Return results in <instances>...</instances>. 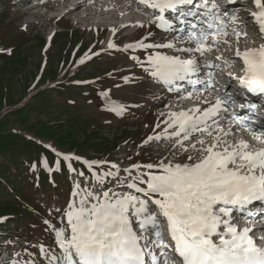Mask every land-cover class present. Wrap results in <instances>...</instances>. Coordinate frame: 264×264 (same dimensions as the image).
I'll list each match as a JSON object with an SVG mask.
<instances>
[{
	"label": "rangeland",
	"instance_id": "obj_1",
	"mask_svg": "<svg viewBox=\"0 0 264 264\" xmlns=\"http://www.w3.org/2000/svg\"><path fill=\"white\" fill-rule=\"evenodd\" d=\"M21 1L0 0V255L4 252L0 264H48L40 246L59 251L51 226H65L63 213L73 200L74 185L94 192H127V181L118 182L127 177L124 169L133 164L155 165L161 160L184 163L189 162V154L197 157L194 149L187 153L174 149L175 137L145 141L164 132L169 111H187L200 101L184 99L181 92L178 95H183L181 102L185 104L180 103L174 90L162 86L145 70L150 54H182L172 49L141 48L137 42L187 45L175 39L180 36L176 32L158 35L155 24H144L148 20L141 12L144 5L130 3L132 7L125 6L124 10L116 6L115 16L109 11L102 18L83 19L81 9L63 16L69 5H55V0L46 1V7L58 6L51 11L31 8L38 2ZM244 5L249 12H242L241 6L235 8L232 15L237 21L230 20V33L233 28L239 31L238 21L258 27L255 22L252 25L253 17L249 18L256 11L253 0H246ZM125 12H129L127 16L117 18ZM61 15L64 18L57 19ZM109 19L128 25L114 26L107 23ZM227 39L228 45L221 42L201 61L206 59L214 65L217 55L220 61L230 60L237 47L245 50L264 43L244 38L237 42L234 35ZM109 42L115 47L109 48ZM238 63L234 60L235 65ZM223 128L228 130L229 126ZM234 133L229 141L237 140ZM199 139L210 142L209 137L199 134L190 142ZM184 143L187 147L189 141ZM31 145L47 149L52 158L41 154L40 149L33 151ZM57 156H63L65 166H53L60 162ZM94 161L98 163L91 168L85 163ZM113 164L119 168L118 175L98 183L93 174L103 177L107 171L116 172ZM67 165L70 167L66 169ZM68 169L73 172L69 176Z\"/></svg>",
	"mask_w": 264,
	"mask_h": 264
},
{
	"label": "snow or ice",
	"instance_id": "obj_2",
	"mask_svg": "<svg viewBox=\"0 0 264 264\" xmlns=\"http://www.w3.org/2000/svg\"><path fill=\"white\" fill-rule=\"evenodd\" d=\"M137 2L152 10L150 24L164 32L183 33L175 39L187 45L177 46L175 41L137 42L136 46L141 48L172 49L182 54H150L145 70L152 78L168 85L170 91H178L174 87L177 81L201 85L182 98L194 97L207 105L194 106L187 111H169L164 132L148 137L145 143L160 140L162 136L175 137L174 149L185 153L194 149L198 155L194 158L189 154V162L184 163L161 160L155 165L133 164L124 169L128 175L118 182L127 181V192H94L74 185L73 200L63 213L65 226H51L59 251L50 252L42 245L40 251L46 255L48 264H264V247L257 246L250 235L252 228H240L233 222L237 218L234 213L239 214L240 220H246L255 215L249 205L257 201L264 203V130H255L247 123L249 117L229 112L231 97L227 93L224 96L216 93L211 72L204 79L199 78L203 69L220 67L206 59L202 62L200 58L221 42L228 45L230 35L238 42L241 33L235 28L228 32L215 5H210L208 0L197 4L196 10L186 9L194 0ZM253 3L256 11L250 15L264 35V0H253ZM169 12L174 15L167 17ZM229 19L234 21L236 17ZM176 24L186 25V28L177 29ZM108 47L115 45L109 42ZM234 55L242 62V69L239 74L229 73L230 78L237 82L239 89L264 96V43L243 51L237 47ZM215 59L220 60L221 56ZM223 63L232 62L224 60ZM205 92L214 96V101L207 99ZM223 113L231 117L230 124L243 128L261 147L253 149L243 139L229 141L231 128L225 130L220 126ZM195 134L209 137L210 142L199 139L191 143L190 138ZM185 141H189L187 147ZM85 163L91 168L98 162ZM111 167L116 172L107 171L103 177L94 173V179L102 184L104 177L117 176L119 168L115 164ZM141 168L148 171L143 172ZM132 169L136 170L135 176Z\"/></svg>",
	"mask_w": 264,
	"mask_h": 264
},
{
	"label": "bare ground",
	"instance_id": "obj_3",
	"mask_svg": "<svg viewBox=\"0 0 264 264\" xmlns=\"http://www.w3.org/2000/svg\"><path fill=\"white\" fill-rule=\"evenodd\" d=\"M58 4H59V2L61 3V4H65L67 1L66 0H55ZM114 1V2H113ZM122 1L123 0H120V2H116V0H97V2H100L99 4H96V3H91L92 1H90V0H82V1H80V2H78V3H76L74 6L72 5L71 7H69V9H65L64 10V14H63V16L64 15H66V14H69V13H77L80 9H83V8H87L88 7V9L86 10V15L83 17V19H85L87 16H92V17H101L102 18V16H104V14L106 13V12H109V11H111V10H113L116 6H118V8L119 9H122V8H124L125 6L127 7L128 5L129 6H131L130 5V3L131 4H133V5H138V7H141V4H139L138 2H137V0H127L126 2L125 1H123L124 3H122ZM222 1H230V2H232V11L230 12V14L232 15V13L236 10V9H238L240 6H242V5H244V3L246 2V0H222ZM57 4V5H58ZM132 7V6H131ZM31 8H33V9H36V10H41L42 8H40V6L38 5V6H32ZM30 8V9H31ZM128 8V7H127ZM126 8V9H127ZM135 8V7H134ZM236 8V9H235ZM253 8H255L254 6H253ZM118 9V10H119ZM129 9V8H128ZM127 9V10H128ZM122 10H124V9H122ZM126 10V11H127ZM135 10V9H134ZM115 11H116V9H115ZM131 11H133V8L131 9ZM152 11V10H151ZM119 12V11H118ZM122 12V11H121ZM229 12V11H228ZM227 12V13H228ZM242 12H249V11H246L244 8H243V11ZM112 13V12H111ZM127 13H129V12H125L124 14H122V15H119L117 18L119 19V17L121 18V16L123 17L124 15H126ZM138 13V12H137ZM143 13H144V11H143ZM88 14V15H87ZM245 16H246V21L248 20V14L247 13H245L244 14ZM62 16V15H61ZM62 16V17H63ZM81 17V16H80ZM135 17V16H134ZM109 18H111V17H109ZM135 21V20H134ZM136 21H138V20H136ZM80 22V18H79V20L75 23V24H78ZM100 22V21H99ZM104 24V23H103ZM106 24V23H105ZM130 24V23H129ZM113 25V24H112ZM126 25H128V23L127 24H122L121 26H126ZM112 27H114V26H112ZM174 32H176V34H178L177 32L178 31H174ZM227 51V50H226ZM241 51H243V50H241ZM37 54V53H36ZM238 58L237 57H235V55L234 56H231V58H230V61H232V60H237ZM223 62L222 61H220L218 64L220 65V67L219 68H222L223 67V65H221ZM241 64H242V62H241ZM235 64H233V66H234ZM240 65H235V67H232V65L230 66V68L232 69V73H234V71H235V68H238ZM212 69H213V67L211 68V69H208V68H205L204 69V71H209V72H211L212 71ZM201 72H203V70L201 71ZM202 73H199V76L201 75ZM193 78H195V77H193ZM224 79H225V77H223ZM201 79H204V78H201ZM182 82V83H181ZM179 83H181L182 85L183 84H186L187 83V81H179ZM161 84V83H160ZM164 84V83H163ZM164 85H166V84H164ZM163 86V85H162ZM193 86V85H192ZM202 86L201 85H196V87H195V90L196 89H199V88H201ZM242 92V91H241ZM248 96V94L247 93H245V92H242V97L243 98H246ZM194 100H195V98H194ZM204 105V104H203ZM263 113H264V111H263ZM251 123L253 124V127H255L256 126V124H254L252 121H251ZM235 125H237V124H235V123H228V122H221L220 121V126H222V128L224 127V126H234V127H232V129H231V131H234L233 129L235 128ZM227 129V128H226ZM264 130V129H263ZM235 132V131H234ZM246 132V131H245ZM246 134L248 135V136H246L245 138H243L245 141H247L249 144L250 143H252V144H250L251 146H252V148L253 149H255V148H259V147H257V145H255V143L253 142L254 140H252V138H251V136L249 135V133L248 132H246ZM250 207H252L251 209H250ZM249 207V210L250 211H252L254 214H256L258 211H259V213L257 214V215H255L254 216V218H248V219H250V220H254L255 222H259L260 220H264V204L263 203H261V202H259V201H257V202H253L252 204H251V206ZM260 216H262V219H261V217ZM250 220H247L248 222L250 221ZM258 232H261L263 235H264V226H262V228H260V229H258L257 230ZM262 247H264V245H262Z\"/></svg>",
	"mask_w": 264,
	"mask_h": 264
},
{
	"label": "trees",
	"instance_id": "obj_4",
	"mask_svg": "<svg viewBox=\"0 0 264 264\" xmlns=\"http://www.w3.org/2000/svg\"><path fill=\"white\" fill-rule=\"evenodd\" d=\"M30 147H31V149H32L33 151H37L38 149H40L41 151H43V152H41V154H44L45 156H48L49 158H52L51 153H50L47 149L43 148L42 146L31 145ZM58 161H59V160H58ZM57 164H59V165H61V166H64V164H63L62 161L58 162ZM57 164H54V165H57ZM44 173H45V172H41L42 175H43Z\"/></svg>",
	"mask_w": 264,
	"mask_h": 264
}]
</instances>
